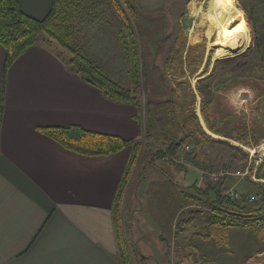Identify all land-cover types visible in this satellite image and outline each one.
Returning <instances> with one entry per match:
<instances>
[{
	"label": "rangeland",
	"instance_id": "374dc122",
	"mask_svg": "<svg viewBox=\"0 0 264 264\" xmlns=\"http://www.w3.org/2000/svg\"><path fill=\"white\" fill-rule=\"evenodd\" d=\"M127 2L132 34H123L128 50L118 36L119 18L94 0L83 2L89 6L83 12L85 22L76 21L75 41L69 43L84 47L95 64L135 98L141 143L121 210L133 264H264V216L252 223L232 225L227 220L222 225L223 219L205 201L226 187L261 195L253 204L220 195L235 203L257 207L263 200L259 183L264 184V178L256 173L260 165L264 171V0ZM215 41L222 57L214 60ZM211 88L215 93L209 95ZM195 92L202 95L206 112L207 100H216L219 119L214 125L221 136L197 130L194 139L179 133L183 124L193 123ZM176 139L181 145L185 140L200 145L188 153H182L181 146L177 162L155 158L165 140ZM258 156L263 161L256 165ZM193 158L203 159L201 172L185 168V182L194 184L184 187L182 174L175 170H183L178 162L193 167ZM219 171L223 174L217 180L210 178ZM131 225L140 229L135 237Z\"/></svg>",
	"mask_w": 264,
	"mask_h": 264
},
{
	"label": "crops",
	"instance_id": "0c3cea01",
	"mask_svg": "<svg viewBox=\"0 0 264 264\" xmlns=\"http://www.w3.org/2000/svg\"><path fill=\"white\" fill-rule=\"evenodd\" d=\"M16 1L23 13L39 20L51 7V0ZM57 52L54 46L32 45L5 71L0 44V264H120L112 213L132 145L108 155H81L41 128L75 124L139 140L138 109L107 99L69 71ZM201 96L195 92L193 123L181 126V136L194 138L198 131L221 136L214 125L217 102L207 100L206 112ZM192 160L193 167L175 163L184 182L185 168L201 172L203 159ZM174 186L179 193V183ZM171 225L173 219L168 235ZM135 226L130 228L134 237L140 231Z\"/></svg>",
	"mask_w": 264,
	"mask_h": 264
},
{
	"label": "trees",
	"instance_id": "16d2710c",
	"mask_svg": "<svg viewBox=\"0 0 264 264\" xmlns=\"http://www.w3.org/2000/svg\"><path fill=\"white\" fill-rule=\"evenodd\" d=\"M84 1L51 0V7L48 13L39 20L23 13L19 9L16 0H0V44L5 49L4 70L6 71L30 46L40 44L52 50L54 41L69 53V56H67L64 51L60 53L57 50V55L67 64L69 71L79 74L83 80L100 90L107 99L120 104H135L132 92L106 75L84 51V47L82 48L77 44L74 46L69 43L71 40L73 43L75 41L76 21L81 19L79 22H82L86 19L83 12L89 6L85 7L83 5ZM94 1L106 4L112 9L113 14L119 18L118 36L123 49L128 50L125 35L123 34V31H126V37L132 34L131 24L126 17V12H130V5L127 0ZM93 16L95 15H89L88 18ZM41 130L64 148L87 156L108 155L132 145L133 151L127 161L123 177L115 195L112 219L120 264H133L126 243V229L124 230L122 227L123 217L121 210L122 198L128 185V179L132 176L137 165L138 148L141 140L125 139L118 135L90 131L75 124L43 127ZM181 143L182 140L180 139L169 140L164 148H159L154 153L155 158H168L169 161H174L177 158L179 148L182 146ZM256 177L264 178L262 165L258 167ZM207 189L210 190L213 187L209 186ZM259 191L263 200L260 201L257 207H248L243 202V204H239L225 199L220 196L218 191L215 192L212 200H209L208 197L205 201L218 213L217 216L223 219L222 225H226L228 223L226 222L227 220H231L232 225L252 223L264 216L263 183H259Z\"/></svg>",
	"mask_w": 264,
	"mask_h": 264
},
{
	"label": "built area",
	"instance_id": "2783aa9c",
	"mask_svg": "<svg viewBox=\"0 0 264 264\" xmlns=\"http://www.w3.org/2000/svg\"><path fill=\"white\" fill-rule=\"evenodd\" d=\"M195 146V144L193 142H188V143H184L182 145V153H188L190 152L193 147ZM252 155V154H251ZM263 161L261 156H258V158L256 159V165H258L259 163H261ZM219 174H223L222 171L219 172H213L210 174V178H214L216 176H218ZM219 177H216L214 180H217ZM220 195L227 197L231 200H239V199H243L244 202L246 204H253V203H257V201H259L261 199V195L257 194V193H247V194H240L237 191L233 190V189H229V188H223L220 191Z\"/></svg>",
	"mask_w": 264,
	"mask_h": 264
},
{
	"label": "bare ground",
	"instance_id": "6f19581e",
	"mask_svg": "<svg viewBox=\"0 0 264 264\" xmlns=\"http://www.w3.org/2000/svg\"><path fill=\"white\" fill-rule=\"evenodd\" d=\"M223 28V26L219 25L218 26V29L221 30ZM214 51H213V59H219L220 57H222V50L220 48V45H219V42L218 41H215V44H214V47H213ZM261 150H264L263 146L260 147ZM259 147L258 148H255L253 150H250V153L252 154H255L257 152V149H260ZM263 155V154H262Z\"/></svg>",
	"mask_w": 264,
	"mask_h": 264
}]
</instances>
